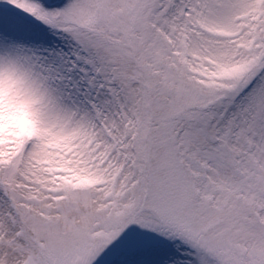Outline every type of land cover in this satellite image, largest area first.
Here are the masks:
<instances>
[{"label": "snow or ice", "instance_id": "snow-or-ice-1", "mask_svg": "<svg viewBox=\"0 0 264 264\" xmlns=\"http://www.w3.org/2000/svg\"><path fill=\"white\" fill-rule=\"evenodd\" d=\"M0 264H264V0H0Z\"/></svg>", "mask_w": 264, "mask_h": 264}]
</instances>
